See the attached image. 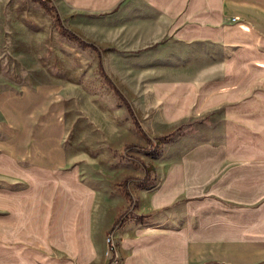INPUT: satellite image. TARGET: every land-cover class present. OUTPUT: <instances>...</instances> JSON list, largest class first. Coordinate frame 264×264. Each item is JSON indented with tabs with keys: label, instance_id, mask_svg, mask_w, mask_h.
I'll return each instance as SVG.
<instances>
[{
	"label": "rangeland",
	"instance_id": "374dc122",
	"mask_svg": "<svg viewBox=\"0 0 264 264\" xmlns=\"http://www.w3.org/2000/svg\"><path fill=\"white\" fill-rule=\"evenodd\" d=\"M49 4L56 9L51 15L35 0H0V94L55 83L67 108L63 146L68 163L40 193L49 197L47 220L19 223L24 261L6 264H112L115 258L116 264H129V255L142 250L137 243L158 229L149 225L146 214L160 213L151 209L152 199L166 173H174L181 145L225 140L224 104L213 105L230 88L219 85L221 73L206 75L198 85L205 64L197 65L200 59H193L191 44L169 35L159 13L147 5L118 6L113 0ZM55 14L100 49L105 73L130 103L150 144L103 82L97 54L61 37ZM137 16L151 21H137ZM144 24L151 27L144 31ZM139 30L148 40L129 45ZM144 166L150 167L147 181ZM1 168L12 167L0 162ZM262 206L264 197H259ZM114 221L118 226L111 230ZM84 227L90 247L80 253ZM44 232L49 250L27 245L43 240Z\"/></svg>",
	"mask_w": 264,
	"mask_h": 264
},
{
	"label": "crops",
	"instance_id": "0c3cea01",
	"mask_svg": "<svg viewBox=\"0 0 264 264\" xmlns=\"http://www.w3.org/2000/svg\"><path fill=\"white\" fill-rule=\"evenodd\" d=\"M113 3L156 10L161 27L191 44L198 66L207 65L198 85L206 75L221 73L219 85L230 88L213 105L224 104L225 140L181 145L174 173H166L152 199L151 209L160 213L146 214L158 229L137 243L142 250L129 255V264H264V206L259 207L264 197V0ZM144 25V31L151 27ZM144 31L130 36L128 44L148 40ZM60 93L49 83L0 94V162L12 167L0 170V264L23 260L19 223L47 220L49 197L40 194L41 188L68 163L67 108ZM45 236L27 245L46 252L51 245ZM89 247L84 227L80 253Z\"/></svg>",
	"mask_w": 264,
	"mask_h": 264
},
{
	"label": "trees",
	"instance_id": "16d2710c",
	"mask_svg": "<svg viewBox=\"0 0 264 264\" xmlns=\"http://www.w3.org/2000/svg\"><path fill=\"white\" fill-rule=\"evenodd\" d=\"M40 7L45 11V13H47L48 15H51L53 12H55V7L50 6L49 1L50 0H35ZM54 27L57 30L58 34L63 37L66 38L67 40L77 43L80 47L83 48H87L90 49L92 52L97 54V58H98V69H99V75L101 76L103 82L112 90L113 94L117 97V99L124 105L126 112L132 122V125L134 127V130L136 131V133L140 136V138H142L147 144L151 143L150 138L148 137V135L144 132V130L142 129L141 124L139 123L133 108L131 107L130 103L128 102V100L124 97V95L121 93V91L115 86V84L112 82V80L108 77V75L105 73L103 66H102V59H101V51L100 49L90 43L85 42L84 40H82L77 34H75L74 32H72L71 30H69L68 28H66L59 15L55 14L54 15ZM165 139L164 138H158L157 142H161ZM149 173H150V167H146L144 166V179L143 181H147V179L149 178ZM124 196L126 199H130V193H128V191H124ZM118 226L117 221H114L111 230H115L116 227Z\"/></svg>",
	"mask_w": 264,
	"mask_h": 264
},
{
	"label": "built area",
	"instance_id": "2783aa9c",
	"mask_svg": "<svg viewBox=\"0 0 264 264\" xmlns=\"http://www.w3.org/2000/svg\"><path fill=\"white\" fill-rule=\"evenodd\" d=\"M115 261H116V258H115V259H113V261H112V264H115Z\"/></svg>",
	"mask_w": 264,
	"mask_h": 264
},
{
	"label": "bare ground",
	"instance_id": "6f19581e",
	"mask_svg": "<svg viewBox=\"0 0 264 264\" xmlns=\"http://www.w3.org/2000/svg\"><path fill=\"white\" fill-rule=\"evenodd\" d=\"M116 261H117V259H116ZM116 261H115V264H116ZM119 264V263H118Z\"/></svg>",
	"mask_w": 264,
	"mask_h": 264
}]
</instances>
